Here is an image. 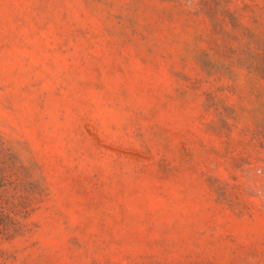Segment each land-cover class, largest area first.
<instances>
[{"label": "rangeland", "instance_id": "1", "mask_svg": "<svg viewBox=\"0 0 264 264\" xmlns=\"http://www.w3.org/2000/svg\"><path fill=\"white\" fill-rule=\"evenodd\" d=\"M0 264H264V0H0Z\"/></svg>", "mask_w": 264, "mask_h": 264}]
</instances>
